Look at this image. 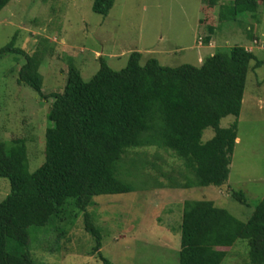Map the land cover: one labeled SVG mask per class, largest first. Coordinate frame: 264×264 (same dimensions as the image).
I'll return each mask as SVG.
<instances>
[{"label": "rangeland", "instance_id": "obj_1", "mask_svg": "<svg viewBox=\"0 0 264 264\" xmlns=\"http://www.w3.org/2000/svg\"><path fill=\"white\" fill-rule=\"evenodd\" d=\"M230 0H116L107 16L93 11L92 0H12L0 12V49L14 42L27 55L42 58L40 73L46 95L62 93L70 61L90 81L101 57L120 71L137 51L142 62L157 59L166 67L200 66L217 52L235 46L255 53L263 63H252L247 75L239 117L229 115L221 128L237 123L238 140L229 178L222 187L188 186L195 176L172 151L157 146L130 150L120 162V177L134 186L127 194L102 195L88 212L103 237L101 254L112 264H180L181 222L186 200H207L247 222L264 198V2L254 19L250 14L220 18ZM213 28V32L210 29ZM207 37H211L206 44ZM25 56L0 58V141H26L29 171L45 161L46 130L52 99H42L18 83ZM213 128L203 141L212 139ZM119 163V164H120ZM11 191L0 178V203ZM242 192L247 205L232 197ZM31 228L34 258L44 264H104L93 252L94 238L83 215L64 235ZM223 264H249L247 243L220 248Z\"/></svg>", "mask_w": 264, "mask_h": 264}, {"label": "trees", "instance_id": "obj_2", "mask_svg": "<svg viewBox=\"0 0 264 264\" xmlns=\"http://www.w3.org/2000/svg\"><path fill=\"white\" fill-rule=\"evenodd\" d=\"M12 0H0V12ZM93 11L107 16L116 0H92ZM213 1L214 0H206ZM264 0H230L222 6L221 21L256 14ZM213 32V28L210 29ZM211 37L205 42L209 44ZM25 56L18 83L52 99L46 130L45 161L29 171L26 141H0V178L11 191L0 203V264H44L32 253L30 229L49 226L60 235L83 215L85 230L101 254L103 235L88 208L95 197L134 191L120 177L121 161L130 150L157 146L172 151L195 176L188 186L226 185L238 140L237 123L221 128L224 117H239L251 65L263 63L254 52L235 46L206 57L200 66L166 67L157 59L142 62L133 52L126 68L115 71L101 57L90 80L69 63L62 93L46 95L40 73L42 58L27 55L14 42L0 49ZM215 135L203 141L204 131ZM120 163V164H119ZM232 197L243 205L242 192ZM180 264H223L237 241L247 243L249 264H264V198L247 222L207 200H186L181 222Z\"/></svg>", "mask_w": 264, "mask_h": 264}]
</instances>
